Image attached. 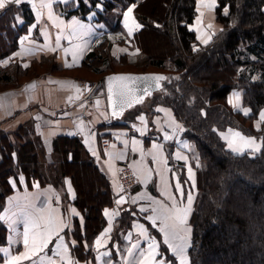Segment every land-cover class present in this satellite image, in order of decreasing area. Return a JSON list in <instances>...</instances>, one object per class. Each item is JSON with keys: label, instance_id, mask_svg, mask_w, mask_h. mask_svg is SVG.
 Here are the masks:
<instances>
[{"label": "crops", "instance_id": "1", "mask_svg": "<svg viewBox=\"0 0 264 264\" xmlns=\"http://www.w3.org/2000/svg\"><path fill=\"white\" fill-rule=\"evenodd\" d=\"M75 1L23 0L0 9V67L13 62L29 66L33 59L50 54L66 69L65 72H45L17 86L0 89V131L12 132L30 124L37 136L42 173L48 174L44 182L27 178L21 171L9 177L12 189L0 210L3 217L0 220L7 229V242L0 245V249H6L0 251V264H7L11 257L25 251L26 225L35 221L43 230L49 218L53 230L59 229L58 234L52 236L37 257L18 264H49V261L52 264H180L179 258L185 257L191 239L190 217L197 194V162L191 150L192 142L182 134L183 126L169 106L147 97L136 105L135 114L125 116L124 113L121 119H113L100 79L77 76L79 73L75 70L84 56L103 37L110 40V52L115 57L128 54L133 59L137 50L131 46L132 34L129 35L125 26L124 14L132 5L122 12L123 31L116 32L108 21L96 20L95 10L85 18L75 14L67 16L63 7L73 6ZM97 6L102 8L101 4ZM215 8L205 7L198 0L195 2L196 15L188 28L196 33L201 44L209 43L222 28L216 21ZM135 21L138 23L136 18ZM205 40L208 42L204 43ZM16 53L19 55H14ZM74 57L78 64L74 63ZM66 62L73 66L66 67ZM33 83L34 87H27ZM227 103L243 114L244 109L249 110L243 105L240 89L229 92ZM260 113L253 122L256 128L264 122ZM141 116L143 121L139 119ZM236 132L255 138L261 148L264 145V137L247 136L234 129L221 131L227 148L233 152L260 151L245 147V141L234 135ZM59 138H77L83 144L87 154L108 177L115 198L121 195L119 166L130 165L136 175L137 182L128 198L129 209L117 203L104 207L106 223L92 241L93 259L78 260L71 251V245L75 244L70 235L73 223L77 221L82 225L84 217L73 202L76 192L70 176L61 177L60 182L54 177L58 174L59 160L54 142ZM67 156L71 158L72 152ZM106 209L108 215H105ZM183 209L190 210L181 223L177 216H183V212L177 210ZM124 210H130L134 217L120 231L123 240L120 245L117 239L112 241V234ZM105 228L110 231L101 236ZM97 238L101 247L96 245Z\"/></svg>", "mask_w": 264, "mask_h": 264}, {"label": "trees", "instance_id": "2", "mask_svg": "<svg viewBox=\"0 0 264 264\" xmlns=\"http://www.w3.org/2000/svg\"><path fill=\"white\" fill-rule=\"evenodd\" d=\"M168 1L76 0L73 6H64L67 16L85 18L95 10L96 20H106L111 29L122 32V12L135 4L133 14L140 24L131 37L136 57L113 56L110 40L103 37L75 71L85 78L88 72L98 78L120 71L166 73L162 88L149 97L172 109L183 126L182 134L192 142L197 162L189 264H264V145L256 153H236L227 148L220 133L234 129L264 137V122L258 128L253 123L264 108V0H217L216 21L222 28L207 44H201L188 28L196 15V0ZM52 59L50 54L42 55L27 67L17 62L0 67V86H17L45 72L66 71ZM235 88L242 91L243 105L250 110L247 115L227 103ZM54 143L59 157L55 180L70 176L76 192L73 202L84 217L82 225L73 223L72 254L78 260L93 259L92 241L106 223L103 209L116 203L117 197L108 177L77 138H59ZM19 171L41 182L48 175L42 173L37 136L30 124L0 131V210L12 189L9 177ZM133 217L130 210L121 213L112 241L123 243L120 231ZM6 239L7 229L0 220V245Z\"/></svg>", "mask_w": 264, "mask_h": 264}, {"label": "snow or ice", "instance_id": "3", "mask_svg": "<svg viewBox=\"0 0 264 264\" xmlns=\"http://www.w3.org/2000/svg\"><path fill=\"white\" fill-rule=\"evenodd\" d=\"M23 0H0V9L5 8L6 4L9 3H15V4H20L22 3ZM198 3L204 4L205 7H210L214 8L216 6V0H198ZM136 5L133 4L131 7L128 8L127 12H125V19H126V27H128V32L129 35L132 34L133 27L129 25L128 22H130L131 25H134L135 28H139L140 25L136 23L135 18L132 16L133 8H135ZM199 11V9H197ZM225 14H227V8H225ZM71 27V26H70ZM211 27V25H209ZM26 39V37H25ZM208 41L205 40L204 43H207ZM58 43V41H57ZM52 51H55V49H52ZM67 52V49L65 50ZM121 51H124L123 49ZM14 55H19V53H16ZM4 63H7V61H4ZM74 63L78 64V60L75 59L74 57ZM28 65H24V67H27ZM66 67H72V64H68L67 62L65 63ZM110 82L111 81H121V82H130V81H139V80H155L156 82H159L161 80L166 79L163 76H143V77H137V76H131V75H119V76H110L107 78ZM28 88L34 87V83L30 84L27 86ZM87 87V86H85ZM121 89V95L124 94L125 91L131 92V89L127 87L126 83H122L120 85ZM109 93H110V99H111V93H112V85L110 83L109 85ZM146 94H150L147 89H145ZM237 99H239V94H235ZM143 97L141 96L138 100H136L137 103L142 102ZM230 103L232 102L231 100L229 101ZM129 107L132 106L131 103L128 105ZM236 105H234L235 107ZM248 109H244L245 115L248 113ZM121 113L114 112L113 115H120ZM141 121L144 120V117L141 116L139 117ZM260 119L264 121V110L261 111L260 113ZM236 137H239L241 140L245 141V147L249 148H254L255 151H259L261 148V145L256 144L255 138L253 137H243L239 132H236L234 134ZM166 139H170V137L166 136ZM231 146V145H230ZM238 151H242L243 149H236ZM191 171V170H189ZM23 179V178H21ZM177 190L179 191V186H177ZM191 199L192 197L189 195L188 200L189 204H191ZM123 202V197H121L120 200L116 201L117 204H120ZM190 209H183V210H177V212H183V216H177V219L181 223L184 222V219L186 218L187 212ZM105 215H108V210H105ZM0 219H3V217H0ZM151 219V218H150ZM59 229H56L55 231L52 228V221L49 218L47 221H45V227L43 230H40V224L32 221L30 226L26 225L25 231H24V247L25 251L20 253L18 256H13L11 259L7 262V264H18L20 261L24 260H31L33 257H37L39 253H42L44 249L48 246L49 241L51 240L53 235L58 234ZM110 228H105L104 232L101 233V236H103L105 233L109 232ZM31 233V234H30ZM62 239V238H61ZM167 242V241H166ZM96 245L97 247H101L102 245L100 244V239L97 238L96 240ZM186 246V245H185ZM154 247V245H153ZM0 251H6V249H0ZM180 251L182 252L183 249L181 248ZM102 255H108V253H102ZM183 259V257H182ZM49 264H52L51 261H49Z\"/></svg>", "mask_w": 264, "mask_h": 264}, {"label": "water", "instance_id": "4", "mask_svg": "<svg viewBox=\"0 0 264 264\" xmlns=\"http://www.w3.org/2000/svg\"><path fill=\"white\" fill-rule=\"evenodd\" d=\"M119 75H131V76H137V77L159 75L167 79L166 73L158 72V71H146V72L120 71V72H111V73H108L102 76L99 82L100 83L102 82L104 85L106 96H107V101H108L109 112L113 119H121L124 113L127 110H129L131 107L142 103L147 97L159 91L162 88L163 81L166 80L164 79L159 82H156L155 80H139V81H130V82L111 81L110 82L107 79L110 76H119ZM110 83L112 85L111 99H110V93H109ZM122 83H126L127 87L131 89V92L125 91L124 94L121 95L120 85ZM145 89H147L150 94H146ZM141 96L143 97L142 102L137 103L136 100H138ZM129 103L132 104L131 107L128 106ZM114 112L121 113V114L113 115ZM121 197H123V202L120 204L122 205L125 204L126 208L129 209V205H127L128 195L121 194L116 198V201L120 200Z\"/></svg>", "mask_w": 264, "mask_h": 264}, {"label": "built area", "instance_id": "5", "mask_svg": "<svg viewBox=\"0 0 264 264\" xmlns=\"http://www.w3.org/2000/svg\"><path fill=\"white\" fill-rule=\"evenodd\" d=\"M117 173L121 194H127L129 198L130 191L137 182L135 172L130 165L123 164L119 166Z\"/></svg>", "mask_w": 264, "mask_h": 264}, {"label": "rangeland", "instance_id": "6", "mask_svg": "<svg viewBox=\"0 0 264 264\" xmlns=\"http://www.w3.org/2000/svg\"><path fill=\"white\" fill-rule=\"evenodd\" d=\"M170 0L168 1V4H170ZM168 9L165 7V12H168L167 11ZM118 11V10H117ZM130 26L133 27V31H132V34L138 29V28H135L134 25H131L130 22H128ZM128 28V27H127ZM156 43H159V42H156ZM52 61H54L52 59ZM51 61V62H52ZM53 63V62H52ZM84 75H86V77H90V78H95V79H101V77L98 78V76H94V75H91V73H84ZM84 77V76H83ZM102 83V82H101ZM4 88L3 86H0V89ZM13 180V178H12ZM190 244H191V239L189 238V246H188V250H189V247H190ZM188 250H186V253H185V257L182 259V257L179 258L180 260V264H189V255H188Z\"/></svg>", "mask_w": 264, "mask_h": 264}]
</instances>
